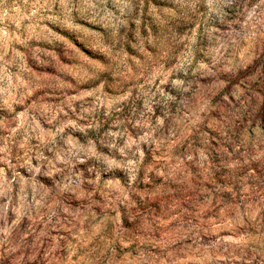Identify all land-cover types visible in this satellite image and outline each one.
<instances>
[{"label": "rangeland", "instance_id": "1", "mask_svg": "<svg viewBox=\"0 0 264 264\" xmlns=\"http://www.w3.org/2000/svg\"><path fill=\"white\" fill-rule=\"evenodd\" d=\"M0 264H264V0H0Z\"/></svg>", "mask_w": 264, "mask_h": 264}]
</instances>
